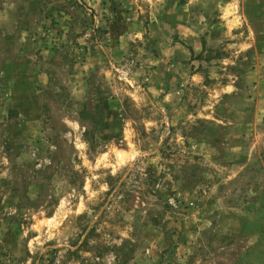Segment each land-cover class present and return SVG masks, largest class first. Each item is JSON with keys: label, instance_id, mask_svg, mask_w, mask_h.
<instances>
[{"label": "rangeland", "instance_id": "1", "mask_svg": "<svg viewBox=\"0 0 264 264\" xmlns=\"http://www.w3.org/2000/svg\"><path fill=\"white\" fill-rule=\"evenodd\" d=\"M0 264H264V0H0Z\"/></svg>", "mask_w": 264, "mask_h": 264}]
</instances>
